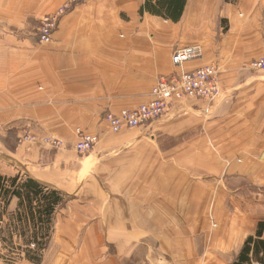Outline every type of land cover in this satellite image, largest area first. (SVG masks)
<instances>
[{
	"label": "crops",
	"instance_id": "obj_1",
	"mask_svg": "<svg viewBox=\"0 0 264 264\" xmlns=\"http://www.w3.org/2000/svg\"><path fill=\"white\" fill-rule=\"evenodd\" d=\"M67 1L0 0V138L18 141L12 152L0 140V174L20 169L72 197L42 264H231L264 222V166L250 157L263 145L224 161V119L240 118L245 133L246 117L264 122V78L251 75L264 57V0H187L178 23L141 13L145 0H84L40 44V21ZM191 46L203 57L185 70L217 63L221 98L210 108L185 99L113 136L104 116L147 103L176 72L174 52ZM78 129L100 137L86 156L74 149Z\"/></svg>",
	"mask_w": 264,
	"mask_h": 264
},
{
	"label": "trees",
	"instance_id": "obj_2",
	"mask_svg": "<svg viewBox=\"0 0 264 264\" xmlns=\"http://www.w3.org/2000/svg\"><path fill=\"white\" fill-rule=\"evenodd\" d=\"M186 4L187 0H145L141 13L178 23ZM12 138L10 132L0 140L13 152L18 141H13L11 147L9 139ZM71 199L66 193L27 175L0 174V264H16L20 260L42 264L53 239L56 217ZM231 264H264V222L258 224L255 235L246 239Z\"/></svg>",
	"mask_w": 264,
	"mask_h": 264
},
{
	"label": "built area",
	"instance_id": "obj_3",
	"mask_svg": "<svg viewBox=\"0 0 264 264\" xmlns=\"http://www.w3.org/2000/svg\"><path fill=\"white\" fill-rule=\"evenodd\" d=\"M82 1L84 0H68L57 12L42 18L37 30L39 43L51 44L62 17ZM202 57L201 46L177 49L172 57L173 65L177 68L176 72L167 76L162 75L157 79L147 103L135 109L122 110L119 114L109 113L104 116L110 132L118 134L125 130L149 126L165 116L172 106L185 99L204 100L209 108L212 107L222 96L218 64L212 63L190 72L185 70L188 63ZM251 70L264 73V57L256 60ZM76 135L77 142L74 149L80 156L90 154L100 142L99 136L88 134L81 129L76 131ZM25 139H30V136H25ZM43 143L55 150L64 147L63 141L54 138H47Z\"/></svg>",
	"mask_w": 264,
	"mask_h": 264
},
{
	"label": "rangeland",
	"instance_id": "obj_4",
	"mask_svg": "<svg viewBox=\"0 0 264 264\" xmlns=\"http://www.w3.org/2000/svg\"><path fill=\"white\" fill-rule=\"evenodd\" d=\"M39 25L37 26V29L35 30L36 36H37V30H38ZM251 75H255L261 78H264V73H257L252 71ZM247 120V125L246 127H249L250 129H248L246 131V133L244 131L241 130V122H240V118H237L235 116L233 117H228L226 119H224L225 125L227 126V129L229 131H227V133H225V135H227V147L225 148L226 154L228 156V159H226L224 157V161H225V165L227 164L228 167H232L233 165H239L242 163L243 157L244 156H250V154H248V149L246 150L247 152L241 151L240 149H242V146H244L245 144L247 145L246 148L251 147V150L253 151L252 145H257V146H261V144L263 145V149L262 151L257 154V156H250L253 157V159L262 164L264 166V122L262 123H256L255 119L252 117H246ZM251 124V125H250ZM121 133L118 134H114L112 133L113 136H117L120 135ZM240 147V149H239ZM243 150V149H242ZM214 153L215 154H219V156L223 157L221 151L218 149H216V147L214 148ZM10 176H15L19 173H21L20 169H17V173L16 170H9ZM263 185H264V180H263ZM262 206L264 209V192H262ZM245 197L247 199V201H250L251 204H253V193L251 192H246L244 193ZM236 200L237 197H232V199H227V203L225 204V206H227L228 208H233L236 207ZM233 204V206H232ZM232 212V211H231ZM224 213H228L227 211H225ZM61 215H59L58 217V226L61 225L62 221H65V217L64 215H62V213L60 212ZM264 217V213L262 214ZM208 216V221L211 224V217ZM216 212L215 214H213V218L214 221L216 220ZM226 217V214H225ZM217 222V220H216ZM216 226V224H213L214 228ZM217 228V227H216ZM214 228V229H216ZM47 257V256H46ZM28 263V262H27ZM16 264H26L25 261L20 260L18 261Z\"/></svg>",
	"mask_w": 264,
	"mask_h": 264
},
{
	"label": "bare ground",
	"instance_id": "obj_5",
	"mask_svg": "<svg viewBox=\"0 0 264 264\" xmlns=\"http://www.w3.org/2000/svg\"><path fill=\"white\" fill-rule=\"evenodd\" d=\"M145 128V127H144Z\"/></svg>",
	"mask_w": 264,
	"mask_h": 264
}]
</instances>
